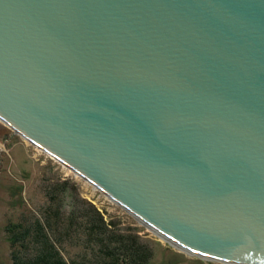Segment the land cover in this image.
I'll return each mask as SVG.
<instances>
[{"label":"water","instance_id":"water-1","mask_svg":"<svg viewBox=\"0 0 264 264\" xmlns=\"http://www.w3.org/2000/svg\"><path fill=\"white\" fill-rule=\"evenodd\" d=\"M0 120L175 247L264 264V0H0Z\"/></svg>","mask_w":264,"mask_h":264},{"label":"rangeland","instance_id":"rangeland-1","mask_svg":"<svg viewBox=\"0 0 264 264\" xmlns=\"http://www.w3.org/2000/svg\"><path fill=\"white\" fill-rule=\"evenodd\" d=\"M68 179L74 183L83 198L94 203L109 221H117L122 230L138 233L140 242L147 244L154 252L151 264H229L223 261L206 259L183 251L154 233L132 213L45 150L30 143L0 120V264H16L14 251L21 257L34 255L42 243L37 231L31 229L28 248L11 246L8 226L25 221L35 225L44 220L49 207L58 206L49 198V184ZM122 225V226H121ZM63 226L60 223L56 229ZM130 227V228H129ZM52 231V230H51ZM20 232V231H19ZM18 232V233H19ZM54 237V233L48 232ZM19 235H22L19 233ZM64 236V235H63ZM62 254L68 261L73 259L86 264H97V251L87 249L75 240L63 238ZM43 244V243H42ZM74 261V260H73Z\"/></svg>","mask_w":264,"mask_h":264},{"label":"trees","instance_id":"trees-1","mask_svg":"<svg viewBox=\"0 0 264 264\" xmlns=\"http://www.w3.org/2000/svg\"><path fill=\"white\" fill-rule=\"evenodd\" d=\"M49 186V199L58 206L53 209L49 207L43 221L37 219L35 225L20 221L8 226L13 248H16L17 242L21 243V247L28 248L27 242L33 240L30 237L31 229L37 231L36 235L43 243L38 246L37 253L31 256L24 254L21 257L14 251L16 264H86L64 258V237L95 250V255L97 251V264H151L154 252L147 244L140 242L141 236L129 232V229L122 230L123 227H119L114 219L108 221L94 203L74 194V183L65 179L50 183ZM60 223L63 226L55 231ZM48 232H53L54 237Z\"/></svg>","mask_w":264,"mask_h":264},{"label":"bare ground","instance_id":"bare-ground-1","mask_svg":"<svg viewBox=\"0 0 264 264\" xmlns=\"http://www.w3.org/2000/svg\"><path fill=\"white\" fill-rule=\"evenodd\" d=\"M165 240V239H164ZM230 264V263H229ZM235 264V263H234Z\"/></svg>","mask_w":264,"mask_h":264}]
</instances>
